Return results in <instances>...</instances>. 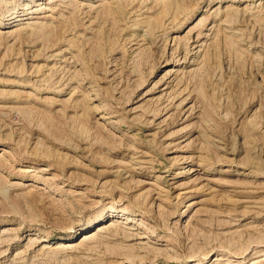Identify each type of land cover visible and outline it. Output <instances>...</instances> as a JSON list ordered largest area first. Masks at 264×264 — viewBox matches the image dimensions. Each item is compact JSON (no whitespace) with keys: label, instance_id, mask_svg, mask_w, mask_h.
Returning <instances> with one entry per match:
<instances>
[{"label":"rangeland","instance_id":"1","mask_svg":"<svg viewBox=\"0 0 264 264\" xmlns=\"http://www.w3.org/2000/svg\"><path fill=\"white\" fill-rule=\"evenodd\" d=\"M0 264H264V0H0Z\"/></svg>","mask_w":264,"mask_h":264}]
</instances>
